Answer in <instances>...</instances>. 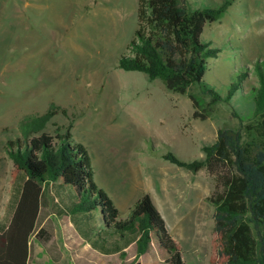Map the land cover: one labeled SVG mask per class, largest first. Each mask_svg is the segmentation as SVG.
<instances>
[{
  "label": "rangeland",
  "instance_id": "374dc122",
  "mask_svg": "<svg viewBox=\"0 0 264 264\" xmlns=\"http://www.w3.org/2000/svg\"><path fill=\"white\" fill-rule=\"evenodd\" d=\"M224 1L189 3L203 8ZM137 26L138 0H0V223L9 220L21 181L13 177L8 141L20 136L25 116L53 103L66 113H55L46 130L63 133L71 125L70 141L88 151L94 180L114 200L120 218L149 193L186 264H209L214 176L177 166L163 154L201 159L202 147L219 129H237L251 116L255 63L264 60V0H232L204 27L203 41L219 52L208 58L203 81L223 97L231 83H239L229 101L212 102L199 85L175 92L160 78L120 68ZM57 209L61 215L50 205L42 208L40 220L52 239L41 244L33 237L30 264H68L63 248L86 245ZM38 245L43 253L37 254ZM131 251L122 264L135 263ZM165 257L153 251L143 264H162Z\"/></svg>",
  "mask_w": 264,
  "mask_h": 264
},
{
  "label": "trees",
  "instance_id": "16d2710c",
  "mask_svg": "<svg viewBox=\"0 0 264 264\" xmlns=\"http://www.w3.org/2000/svg\"><path fill=\"white\" fill-rule=\"evenodd\" d=\"M231 3L192 8L189 0H138L135 37L118 66L160 78L175 92L186 93L199 85L212 102L229 101L239 83H231L223 97L203 81L208 58L219 50L203 41L202 33ZM255 71L258 85L251 92L253 107L247 121L237 129H219L215 140L202 147L201 159L184 160L172 151L163 154L177 166L192 172L204 168L214 176L215 189L208 197L213 205L209 264H264V60L255 63ZM240 76L239 82L245 74ZM59 111L66 113L52 103L43 113L25 116L19 123L20 136L8 141L13 177L20 176L21 181L10 218L0 223V264H28L31 236H46L37 224L50 186L59 199L54 210L61 215L59 204L94 246L115 251L132 243L134 264H141L139 257L154 242L166 255L165 262L186 264L179 242L149 193L120 218L114 200L94 180L88 151L70 141L71 125L63 133L59 128L55 134L46 130Z\"/></svg>",
  "mask_w": 264,
  "mask_h": 264
},
{
  "label": "crops",
  "instance_id": "0c3cea01",
  "mask_svg": "<svg viewBox=\"0 0 264 264\" xmlns=\"http://www.w3.org/2000/svg\"><path fill=\"white\" fill-rule=\"evenodd\" d=\"M48 194L47 195V200H45V202L42 203V206H41V209H40V216H39V219H38V228L39 227H43L45 230H46V236L42 239H39L37 238L35 235L31 236V239H30V257H29V262L28 264H30V260H31V254H32V240H33V237L37 240V242L39 243H44V242H48V241H51L52 239V235L51 233L48 231L46 225L43 223V217H42V220L41 219V212H42V208L43 206L45 205H50L52 211L54 213L57 214V212L54 210L53 208V205L55 203H57L59 201V199L55 196V192H54V189L50 186L49 189H48ZM152 197V196H151ZM153 201H154V204L156 205V207L158 208V205L155 201V199L152 197ZM50 201V204H48ZM47 203V204H45ZM59 204H57L58 206ZM61 207V206H60ZM159 210V208H158ZM160 211V210H159ZM68 216V215H67ZM69 217V216H68ZM70 219V222L74 225V227L76 228L79 236L85 240L81 230H79V228H77V226L75 225V223L71 220V218L69 217ZM40 223V224H39ZM86 242V245L84 246H79V247H76L75 249L72 248V249H68L67 247L66 248H63L64 249V252L65 253H62V257L64 260H68L69 263L68 264H113V262H111L110 260H114V264H122V259L125 257V255L127 254V251L128 250H132L131 251V255L134 259V256H135V248L133 246V244L131 243L130 245L126 246L123 248V245H120V250H115V251H109L107 250L105 247H100V246H94L93 244H91L88 240H85ZM38 247V253L37 254H40V253H43V251L41 250V247L40 245L37 246ZM67 250V251H66ZM156 252L157 254H159V250L157 249L155 243L153 242L152 246L150 247L149 251L146 252L145 254H142L138 261L143 264V258L146 254H149L151 252ZM123 252H125L126 254L123 256ZM61 254V253H60ZM68 255V256H66ZM40 258V257H39ZM53 259V258H52ZM59 259V258H58ZM160 263L162 264H168L167 262L165 261H160ZM35 264H41V262L39 261H36Z\"/></svg>",
  "mask_w": 264,
  "mask_h": 264
}]
</instances>
